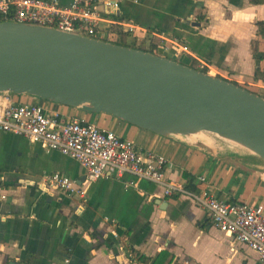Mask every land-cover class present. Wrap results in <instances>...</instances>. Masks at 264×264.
Here are the masks:
<instances>
[{
    "label": "crops",
    "instance_id": "obj_1",
    "mask_svg": "<svg viewBox=\"0 0 264 264\" xmlns=\"http://www.w3.org/2000/svg\"><path fill=\"white\" fill-rule=\"evenodd\" d=\"M122 13L148 31L145 39L128 36L127 47L135 44L150 51L158 40L157 55L190 67L201 61L212 65L214 74L264 98V39L259 35L264 3L129 0ZM119 40L114 32L106 41ZM256 55L263 58L257 62ZM14 100L36 99L23 95ZM45 104L166 157L168 182L192 181L198 191H209L222 201L264 207V163L246 151L222 148L209 153L108 115ZM56 173L76 180L85 198L35 186ZM131 181L126 177L88 183L75 160L0 132V264H150L143 258H157L160 264H261L254 251L215 228L211 214L191 198H168L152 183L133 187Z\"/></svg>",
    "mask_w": 264,
    "mask_h": 264
},
{
    "label": "water",
    "instance_id": "obj_2",
    "mask_svg": "<svg viewBox=\"0 0 264 264\" xmlns=\"http://www.w3.org/2000/svg\"><path fill=\"white\" fill-rule=\"evenodd\" d=\"M0 94L108 115L209 153L236 148L264 163L263 97L148 51L0 21Z\"/></svg>",
    "mask_w": 264,
    "mask_h": 264
},
{
    "label": "built area",
    "instance_id": "obj_3",
    "mask_svg": "<svg viewBox=\"0 0 264 264\" xmlns=\"http://www.w3.org/2000/svg\"><path fill=\"white\" fill-rule=\"evenodd\" d=\"M129 0H71L68 5L46 0H0V17L4 21L57 29L100 40H107L114 29L122 28L141 40L148 31L122 13ZM165 50H169L167 39ZM181 49V47H179ZM199 71L214 74L212 65L200 62ZM220 75V74H219ZM35 98V97H34ZM33 103H17L14 96L0 94V132L23 137L41 145L48 153L59 152L78 162L85 181L124 179L137 187L142 181L163 189L168 198L188 197L211 214V222L219 231L230 235L254 251L264 264V207L244 202H225L209 191L194 192L183 183L166 180L168 160L151 151H142L134 142L123 139L111 130L79 118H70L35 98ZM202 182L204 178L200 179ZM43 192L59 191L85 198L76 180L63 175L46 176L36 185ZM5 199V197H4ZM115 240H119L116 232Z\"/></svg>",
    "mask_w": 264,
    "mask_h": 264
},
{
    "label": "trees",
    "instance_id": "obj_4",
    "mask_svg": "<svg viewBox=\"0 0 264 264\" xmlns=\"http://www.w3.org/2000/svg\"><path fill=\"white\" fill-rule=\"evenodd\" d=\"M253 3H254V4H262V3H264V0H253ZM0 21H4V19H3L2 17H0ZM259 26H260V32H259V35L264 39V23H260ZM114 32L120 37V40H119L118 43H119L120 45L127 46V44H126V42H125V41H126L125 39H126L128 36H131V35H130L129 33L125 32L122 28L114 29ZM158 43H159L158 40H154V41H153V44H152V47H151L150 51H148V52H151V53L156 54L155 52H156V49H157V47H158ZM130 47H131V48H135V49H137V47H136L135 44L131 45ZM256 58H257V62H258L260 59L263 58V56H261V55H256ZM192 67L195 68V69H197V70H199V68H198L197 65H193ZM217 77H219V76H217ZM219 78H221V77H219ZM13 96H16V95H13ZM187 189H189V190H191V191H194V192H199V191L197 190V188H196L194 182H192V181H190V182L187 183ZM143 260H144V262L150 261V264H160V263L158 262L159 260H158L157 258H155V259H147V258H143Z\"/></svg>",
    "mask_w": 264,
    "mask_h": 264
},
{
    "label": "rangeland",
    "instance_id": "obj_5",
    "mask_svg": "<svg viewBox=\"0 0 264 264\" xmlns=\"http://www.w3.org/2000/svg\"><path fill=\"white\" fill-rule=\"evenodd\" d=\"M139 47V44L137 45ZM183 60V59H182ZM194 65V64H193Z\"/></svg>",
    "mask_w": 264,
    "mask_h": 264
}]
</instances>
